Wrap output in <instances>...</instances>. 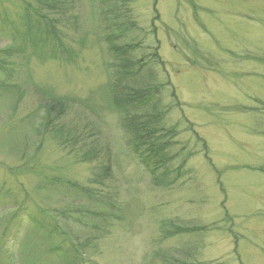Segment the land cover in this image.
Here are the masks:
<instances>
[{
    "label": "rangeland",
    "instance_id": "374dc122",
    "mask_svg": "<svg viewBox=\"0 0 264 264\" xmlns=\"http://www.w3.org/2000/svg\"><path fill=\"white\" fill-rule=\"evenodd\" d=\"M61 1L62 45L49 54L37 0H0V264L64 263L35 237L41 210L59 223L64 212L107 219L83 264H264V0H130L142 53L156 54L165 126L186 155L166 188L125 143L97 3ZM54 98L64 112L46 124ZM174 223L203 229L167 237Z\"/></svg>",
    "mask_w": 264,
    "mask_h": 264
},
{
    "label": "trees",
    "instance_id": "16d2710c",
    "mask_svg": "<svg viewBox=\"0 0 264 264\" xmlns=\"http://www.w3.org/2000/svg\"><path fill=\"white\" fill-rule=\"evenodd\" d=\"M94 1L97 3L99 36L110 59L108 69L111 70L109 81L112 108L122 127L125 143L153 186L170 187L184 171L186 155L180 148L177 150V143L173 139L174 133L164 123L166 108L162 104L161 93L164 84L157 79L153 69L157 63L156 54L153 50L147 54L142 53L141 39L137 35L139 29L131 16L130 0ZM65 10L66 4L61 0H37L33 7L32 13L39 20L38 25L43 35L40 43L45 47L46 53H55L62 45L54 23L62 17ZM31 39L33 45H36L37 39L34 37ZM64 108L65 102L62 98L49 101L46 105V124L49 121L50 124L58 123ZM42 131L52 138L53 133L55 136L65 133L64 130ZM74 135L69 132L66 134L67 137H71L67 143L73 142L72 145L82 148L83 140L77 141ZM88 150L91 159L97 156L96 148L90 146ZM106 154L107 152L104 153L105 158L97 168L99 172L95 173L101 180L109 175ZM258 169L264 172V166ZM16 213L10 216H15ZM41 213L49 216V219L30 218L40 233L35 237L42 243L44 255L60 256L64 260L63 264H83L85 255L96 248L102 236L101 228L107 222L102 216L85 218L76 215V218H73L74 216L64 212L63 221L59 223L44 210H41ZM25 217H30V214ZM202 229L196 225L174 223L167 230V237L191 234ZM64 244L68 246L62 248Z\"/></svg>",
    "mask_w": 264,
    "mask_h": 264
}]
</instances>
